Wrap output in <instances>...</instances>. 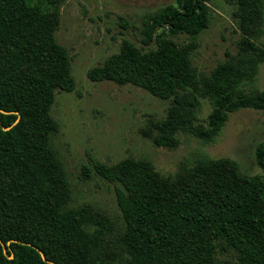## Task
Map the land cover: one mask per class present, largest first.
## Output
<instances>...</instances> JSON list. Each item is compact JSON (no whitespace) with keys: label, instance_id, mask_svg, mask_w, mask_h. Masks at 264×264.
<instances>
[{"label":"trees","instance_id":"1","mask_svg":"<svg viewBox=\"0 0 264 264\" xmlns=\"http://www.w3.org/2000/svg\"><path fill=\"white\" fill-rule=\"evenodd\" d=\"M236 2L239 51L209 75L194 65L191 46L170 38L208 28V0H177L148 14L143 40L155 48L125 39L88 76L171 99L156 144L177 147L181 130L214 142L231 113L264 110V90L246 88L264 63V0ZM54 13L33 0H0V264H233L230 255L264 264V141L255 147L263 173L253 175L236 159L206 152L169 175L146 159L91 158L85 173L115 184L123 224L88 204L68 206L72 188L52 148L51 111L57 91H73L76 81ZM204 99L212 106L208 125L196 122Z\"/></svg>","mask_w":264,"mask_h":264},{"label":"rangeland","instance_id":"2","mask_svg":"<svg viewBox=\"0 0 264 264\" xmlns=\"http://www.w3.org/2000/svg\"><path fill=\"white\" fill-rule=\"evenodd\" d=\"M33 1L42 3L48 12L58 13L52 16L56 38L69 53L76 81L73 91H57L51 111L58 124L52 148L72 188L69 207L88 204L123 224L115 184L94 171L90 176L85 173L84 167L92 166L91 158L108 164L127 158L146 159L169 175L188 158L206 152L213 158L238 160L247 174L263 173L256 162L255 147L264 141V110L245 108L231 113L222 134L207 144L181 130L177 133L178 146L170 148L156 144L154 138L169 118L171 99H161L133 84L94 81L88 76L91 68L118 53L125 39L145 50L155 48L154 42L146 44L143 40L148 14L177 0ZM208 4L212 19L198 37L170 36L179 48L191 46L193 63L205 75L237 55L243 36L236 0H208ZM258 42L264 46V34ZM246 88L264 90V63L256 83ZM211 110L210 101L204 99L197 124L208 125ZM228 259L238 264L234 255Z\"/></svg>","mask_w":264,"mask_h":264},{"label":"water","instance_id":"3","mask_svg":"<svg viewBox=\"0 0 264 264\" xmlns=\"http://www.w3.org/2000/svg\"><path fill=\"white\" fill-rule=\"evenodd\" d=\"M19 120H20V115L18 116L17 120H16L11 126L4 127V129H5V130L10 129L12 126H14L16 123H18ZM9 243H10V242H9ZM3 246H4V250L6 251V250H7L6 246H5L4 244H3ZM42 256H43V258L45 259V257H44L43 254H42ZM10 258H14V254H13V253L10 255ZM45 260H46V259H45Z\"/></svg>","mask_w":264,"mask_h":264}]
</instances>
